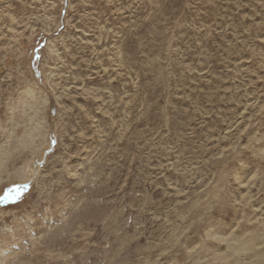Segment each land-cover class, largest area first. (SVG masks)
Returning <instances> with one entry per match:
<instances>
[{
    "label": "rangeland",
    "instance_id": "1",
    "mask_svg": "<svg viewBox=\"0 0 264 264\" xmlns=\"http://www.w3.org/2000/svg\"><path fill=\"white\" fill-rule=\"evenodd\" d=\"M0 264H264V0H0Z\"/></svg>",
    "mask_w": 264,
    "mask_h": 264
},
{
    "label": "bare ground",
    "instance_id": "2",
    "mask_svg": "<svg viewBox=\"0 0 264 264\" xmlns=\"http://www.w3.org/2000/svg\"><path fill=\"white\" fill-rule=\"evenodd\" d=\"M40 134H41V132H39V131L36 133L37 136H40ZM38 146H39V145H38ZM41 147H42V146H41ZM41 154H42V153H41ZM28 168H29V167H28ZM28 170H29V169H28ZM28 173H29V172H27V171H26V168H25L24 172H22V173L19 175V178H20V179H24V180H26V179H27V175H28ZM10 193H11V192H10Z\"/></svg>",
    "mask_w": 264,
    "mask_h": 264
}]
</instances>
